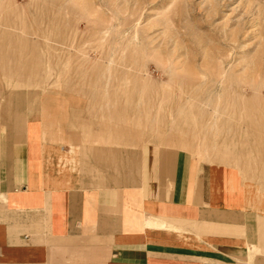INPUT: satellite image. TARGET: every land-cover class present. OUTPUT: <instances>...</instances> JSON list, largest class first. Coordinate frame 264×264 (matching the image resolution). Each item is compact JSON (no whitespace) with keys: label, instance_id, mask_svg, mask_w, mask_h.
Segmentation results:
<instances>
[{"label":"rangeland","instance_id":"374dc122","mask_svg":"<svg viewBox=\"0 0 264 264\" xmlns=\"http://www.w3.org/2000/svg\"><path fill=\"white\" fill-rule=\"evenodd\" d=\"M12 98L62 131L71 114L89 146L184 149L264 206V0H0V99ZM74 144L59 162L72 172Z\"/></svg>","mask_w":264,"mask_h":264},{"label":"crops","instance_id":"0c3cea01","mask_svg":"<svg viewBox=\"0 0 264 264\" xmlns=\"http://www.w3.org/2000/svg\"><path fill=\"white\" fill-rule=\"evenodd\" d=\"M28 105L0 99V264H264V206L247 208L220 168L168 146L138 159L89 146L71 114L62 131ZM70 144L75 172L59 164Z\"/></svg>","mask_w":264,"mask_h":264},{"label":"bare ground","instance_id":"6f19581e","mask_svg":"<svg viewBox=\"0 0 264 264\" xmlns=\"http://www.w3.org/2000/svg\"><path fill=\"white\" fill-rule=\"evenodd\" d=\"M215 109H216V108H215ZM214 112H215V111H214ZM154 223H155V222H154ZM162 223H163V221H162ZM162 223H160V225H162V226H163L164 224H162ZM155 224H156V223H155ZM162 226H161V227H162Z\"/></svg>","mask_w":264,"mask_h":264}]
</instances>
